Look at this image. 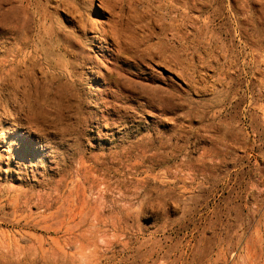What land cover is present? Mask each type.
Returning <instances> with one entry per match:
<instances>
[{
  "label": "rangeland",
  "instance_id": "obj_1",
  "mask_svg": "<svg viewBox=\"0 0 264 264\" xmlns=\"http://www.w3.org/2000/svg\"><path fill=\"white\" fill-rule=\"evenodd\" d=\"M0 264H264V0H0Z\"/></svg>",
  "mask_w": 264,
  "mask_h": 264
},
{
  "label": "bare ground",
  "instance_id": "obj_2",
  "mask_svg": "<svg viewBox=\"0 0 264 264\" xmlns=\"http://www.w3.org/2000/svg\"><path fill=\"white\" fill-rule=\"evenodd\" d=\"M51 1V0H50Z\"/></svg>",
  "mask_w": 264,
  "mask_h": 264
}]
</instances>
